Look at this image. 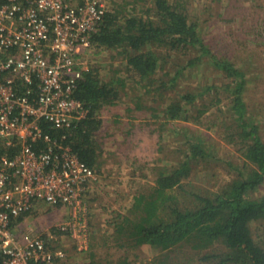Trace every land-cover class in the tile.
Instances as JSON below:
<instances>
[{"label": "trees", "instance_id": "obj_1", "mask_svg": "<svg viewBox=\"0 0 264 264\" xmlns=\"http://www.w3.org/2000/svg\"><path fill=\"white\" fill-rule=\"evenodd\" d=\"M188 2L109 0L89 49L112 51L114 59H122L121 65L110 66L105 76L99 67L83 72L73 93L89 110L80 121L70 127L41 122L46 132L69 144L96 175L105 172L110 136L129 122L119 119L122 108L133 117L148 115V125L158 136L155 154L148 161L153 164L148 169L154 183L141 184L143 189L124 211L113 213L109 221L113 228L103 232L98 224V234L96 229L90 231V248L82 252L85 256H100L98 249L109 245L125 253L148 245L162 257L176 249L183 252L185 246L198 255L213 247L200 257L203 262L264 264V238L254 237L252 228L264 221V194H256L264 183L263 119L255 104L250 109L247 95L253 78L229 54L215 53L202 34L203 27L189 16ZM262 26L258 39L264 37ZM203 68L216 74L197 76ZM189 73L191 77L184 82ZM219 74L225 82L216 84ZM193 77L199 80L189 82ZM104 109L116 116L105 130ZM211 113L216 116L209 120ZM198 126L217 130L242 152L240 163L227 161L235 175L217 189H197L185 182L199 162L210 163L221 156L211 143L215 141ZM19 149V143L7 146L0 138V158L4 154L13 157ZM89 200L93 209L96 198ZM43 237L51 260L33 264H74L56 254L59 246L51 245L49 235ZM125 257L119 256L116 262L104 257L105 264H128ZM96 258L80 257L76 264H104Z\"/></svg>", "mask_w": 264, "mask_h": 264}, {"label": "built area", "instance_id": "obj_2", "mask_svg": "<svg viewBox=\"0 0 264 264\" xmlns=\"http://www.w3.org/2000/svg\"><path fill=\"white\" fill-rule=\"evenodd\" d=\"M108 2L0 0V138L7 146L20 144L13 157L0 158V264L51 260L43 233H17L13 226L42 204L63 207L66 218L55 228L78 251L90 248L85 198L97 175L41 122L70 127L87 115L73 93L89 69L84 52Z\"/></svg>", "mask_w": 264, "mask_h": 264}, {"label": "rangeland", "instance_id": "obj_3", "mask_svg": "<svg viewBox=\"0 0 264 264\" xmlns=\"http://www.w3.org/2000/svg\"><path fill=\"white\" fill-rule=\"evenodd\" d=\"M186 6L191 19L199 22L203 27L202 34L207 42L213 44L215 53L229 54L233 61L242 64L244 69L250 72L253 81L249 83L247 90V95L250 97L249 107L253 110L255 104L262 116L261 134L264 138V37L261 38L262 24L264 23V0H189ZM257 35L261 37L258 39ZM84 53L88 67H99L104 76L110 66L117 68L121 65L122 59H114L112 57L114 52L109 50L93 48ZM199 72L197 76L216 74V71L207 68H203ZM190 77L191 73L188 74L187 80L184 82L188 81ZM196 77L191 78L189 82L199 80ZM212 77L214 76L212 75ZM224 79L225 76L219 74L214 78V81L216 84H220L225 82ZM125 99L128 100V98ZM120 112L119 119L129 122L125 128L117 130L115 135L110 136L106 145L110 155L107 152L109 157L104 167L105 172L97 175V179L86 189L85 199L96 198L94 202L96 206L93 209L90 208L91 201L88 205L90 228L91 230L96 229L97 234L98 224L101 225L103 232L111 227L109 221L112 219L113 213L124 211L123 209L127 207V203L133 198V195L143 189L141 184L144 186L147 183L150 186L154 183L148 169L153 164L148 161L155 154L154 149L159 143L157 133L154 132L151 125H148L146 119L148 115L133 117L127 115L124 108ZM131 112L135 113V110ZM215 116L211 113L208 119H215ZM102 117L105 119L103 127L105 130L109 124L113 123L112 119L116 116L104 109ZM198 127L204 130V134H208L212 141H215V143H211L218 147L217 154L224 159L219 158L210 163L199 162L195 165L196 168L191 177L185 182L195 185L197 189L201 187L203 190L217 189L235 175L227 161L240 163L243 160L242 152L222 139L217 130L209 131L203 126ZM168 144H174V142L169 141ZM256 194H264V183L258 188ZM57 208L42 204L33 209L31 211L32 222L25 228L23 225L22 230L30 229L32 232L43 233V235L54 234L53 227L65 218L63 214L65 209L58 210ZM92 224L95 227L92 228ZM252 228L254 237L264 238V221L256 222ZM51 242V245L59 246L56 252L64 250L62 252L65 253V259L69 258L74 264L80 257L90 259L97 257L85 256L82 252L77 251L74 242L67 235L56 233ZM213 250V247L205 248L198 255L185 246L182 248L183 252L176 249L168 256L162 257L159 250L151 251L148 245L126 253L109 245L107 249H98V253L102 254L100 256H102L101 260L104 261V264L107 262L104 257L116 262L119 256H126L128 264L129 262L130 264H207L200 257L205 252Z\"/></svg>", "mask_w": 264, "mask_h": 264}, {"label": "crops", "instance_id": "obj_4", "mask_svg": "<svg viewBox=\"0 0 264 264\" xmlns=\"http://www.w3.org/2000/svg\"><path fill=\"white\" fill-rule=\"evenodd\" d=\"M114 190H115V188H114ZM86 200H87L88 203L90 202L89 199H86ZM57 209L60 210V209H63V207H59V208H57ZM63 214H64V217L66 218L67 213H65V211H64ZM22 216H23L24 218H23ZM22 216L20 215L21 222L16 223V221H15V222H14V225H13V226H14V229L16 230L17 233H19L20 231H24V230H21V227H22L23 225H24V228H25V226H28L29 223L32 222V220H31L32 212H31V213H30V212H29V213H26V215H25V213H24V214H22ZM18 218H19V217H17V219H18ZM26 218H27V219H26ZM65 218H64V219H65ZM17 219H16V220H17ZM25 219L27 220L26 222H25ZM61 222H62V221H61ZM59 223H60V222H59ZM59 223H57V224H59ZM57 224H56V225H57ZM56 225H55V226H56ZM55 226H54V227H55ZM110 228H113V227H110ZM26 231H31V230H30V229H27ZM56 233H57V234H60V235H63V233H60V232L56 231V232H54V234H53V233H50L49 237H50V238H53L54 235H55ZM64 235H65V234H64ZM51 236H52V237H51ZM61 251H64V250H61ZM101 255H102V254H101ZM64 256H65V253H64ZM64 256H63V257H64ZM101 258H102V257L97 256L96 259H97V260H101Z\"/></svg>", "mask_w": 264, "mask_h": 264}, {"label": "clouds", "instance_id": "obj_5", "mask_svg": "<svg viewBox=\"0 0 264 264\" xmlns=\"http://www.w3.org/2000/svg\"><path fill=\"white\" fill-rule=\"evenodd\" d=\"M84 252V251H83Z\"/></svg>", "mask_w": 264, "mask_h": 264}]
</instances>
